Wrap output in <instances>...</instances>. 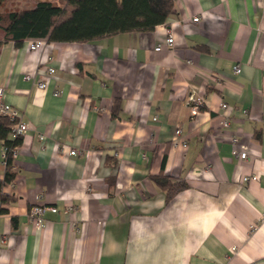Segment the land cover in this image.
Masks as SVG:
<instances>
[{
  "label": "crops",
  "instance_id": "obj_1",
  "mask_svg": "<svg viewBox=\"0 0 264 264\" xmlns=\"http://www.w3.org/2000/svg\"><path fill=\"white\" fill-rule=\"evenodd\" d=\"M174 7L150 31L36 51L0 30V89L29 125L0 199V264H264V0ZM40 203L58 212L36 230Z\"/></svg>",
  "mask_w": 264,
  "mask_h": 264
},
{
  "label": "trees",
  "instance_id": "obj_2",
  "mask_svg": "<svg viewBox=\"0 0 264 264\" xmlns=\"http://www.w3.org/2000/svg\"><path fill=\"white\" fill-rule=\"evenodd\" d=\"M10 1L0 0V30L6 42L18 46L35 39L90 43L109 35L150 31L175 12V0H40L28 9L5 10ZM12 125L7 117H0V139L9 150L5 178L0 180V199L6 203L10 200L3 195V188L16 177L11 150L21 144V139H9ZM154 180L163 189L172 185V180L163 176Z\"/></svg>",
  "mask_w": 264,
  "mask_h": 264
},
{
  "label": "built area",
  "instance_id": "obj_3",
  "mask_svg": "<svg viewBox=\"0 0 264 264\" xmlns=\"http://www.w3.org/2000/svg\"><path fill=\"white\" fill-rule=\"evenodd\" d=\"M200 20L199 17H196L195 19H193V22L194 23H198ZM174 37L173 35H170L169 39L167 40V45L169 47H173L174 46ZM46 44V40L44 39H35V40H31L29 42V49L32 50V51H36V50H39L40 48H42L44 45ZM160 47L158 49H156L157 51H160ZM52 58L48 59L49 61H51ZM56 69H54L53 67H49L48 68V72L52 75V74H55L56 72ZM234 72L235 74H239L241 72V67L240 65H237L235 68H234ZM25 80H31L30 77H25ZM39 89H42V90H45L48 85L45 83V82H40L38 84H36ZM55 96H58L60 95V92L59 91H56V93H54ZM188 103H189V106H190V112H191V115L193 116H196L202 109L203 105H204V100L203 98L201 97H195V96H190L189 99H188ZM229 108V105L226 103V104H223L222 105V109L223 111H226L227 109ZM0 117H7L10 122L13 123L12 125V132L9 133L10 135V139L12 141H15L17 139H22L29 131V125L24 123V122H21V117L22 115L20 114V112L18 110H15V108L13 106H11L10 104H7V102H5V91L3 89H0ZM222 126H224V128H228L230 127L229 125V120L226 118V120L223 121V124ZM180 138H182V130L181 129H177L176 132H175V139L174 140V143L176 145H178L179 143H181L180 141ZM43 139V138H41ZM4 162H5V165H6V161H7V156H8V152L9 150L5 147L4 148ZM12 152V159L15 161L17 158V155H18V146L13 148L11 150ZM71 155H76L77 152L76 151H71L70 153ZM234 156L236 158H239L241 160H246L248 158V153L247 152H242L240 153V155H238L237 153H234ZM15 170V167L13 168ZM258 180V177L257 176H253V177H246L244 178V181L245 182H250V181H257ZM48 211H51L53 213H56L58 212V210L56 208H51V207H48V206H45L44 204L40 203V204H36V206L34 205L30 211H29V222L30 224L36 229H42L45 227L46 223H45V215ZM233 250H235V248H233Z\"/></svg>",
  "mask_w": 264,
  "mask_h": 264
},
{
  "label": "rangeland",
  "instance_id": "obj_4",
  "mask_svg": "<svg viewBox=\"0 0 264 264\" xmlns=\"http://www.w3.org/2000/svg\"><path fill=\"white\" fill-rule=\"evenodd\" d=\"M40 0H11L8 2L4 9L5 10H20L34 6Z\"/></svg>",
  "mask_w": 264,
  "mask_h": 264
}]
</instances>
